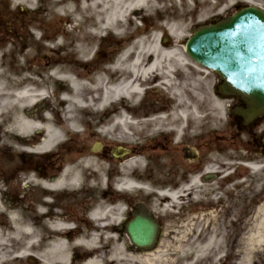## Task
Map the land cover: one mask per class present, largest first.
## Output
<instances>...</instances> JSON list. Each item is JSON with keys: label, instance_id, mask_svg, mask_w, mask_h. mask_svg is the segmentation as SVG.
<instances>
[{"label": "bare ground", "instance_id": "6f19581e", "mask_svg": "<svg viewBox=\"0 0 264 264\" xmlns=\"http://www.w3.org/2000/svg\"><path fill=\"white\" fill-rule=\"evenodd\" d=\"M22 1L34 5L33 0ZM157 1H162L164 4V0H51V5L57 15L66 19V24L74 25V28L78 27L79 22H86L87 19L93 20L94 24H91V26L97 27L96 30L91 32L95 37L102 38L105 37L102 34L103 30H111L114 31V34L120 35L122 31L119 29L122 25L135 22L136 15L133 12L136 9L146 7L148 10H153L158 6ZM251 1L257 5L256 2ZM228 3L231 5L230 2ZM38 4L41 8L44 7L43 0H39ZM87 25L90 26V24ZM158 25L167 26L172 36L178 34L177 29L179 26L173 21L168 22L161 19ZM135 44L136 50L134 47L129 48L119 57L116 66L105 69L108 79L99 76L93 86H89L85 82L88 72L82 74L75 69H69L65 75L59 74V69L51 72L50 76L53 80L49 79V84H58V89L54 94L57 106L48 105L47 110L44 109L37 114L26 115L25 112L40 102L49 101L51 95L46 88H42L38 92L26 88L17 89L14 92H1L0 114L1 112L10 113L11 127L16 132L20 143L19 149L35 156L39 153L51 152L56 148L57 143L64 139V134L57 125L58 123L53 120L51 115L53 111L60 116L63 112L64 117L70 118V129L73 133H77L81 130L76 114L84 112L88 118V116L97 114L100 110H106L107 107L114 105L113 126L101 131L103 135H111L113 129L116 131L119 128L125 131L130 128L132 126V115L140 118L137 124L138 126L143 125L141 132L152 135V133L158 131L157 126L165 124L164 120L166 118L155 116L156 111L153 110L158 108L146 110L139 106L141 109H136L140 105L139 96L145 92V88H163L165 91L169 89L172 94H175L178 110L170 115V119L177 117L182 120H168L167 124L174 125L177 128L178 137L184 129L183 125L186 118H191L193 125H197L199 123L196 114L197 105L192 101L190 105H187L183 94L185 79L182 82H177L174 79L175 77L170 76L178 66L182 70L185 69L186 58L184 55L176 47H170L166 41L160 40L159 34H153L149 39L142 37ZM80 49L82 52L81 57L86 64L91 60L88 54L89 50L83 45L80 46ZM131 52L134 54L133 58L130 56ZM115 74H117L116 80L112 78ZM193 81L196 82L195 79ZM63 82H67L66 89L62 86ZM209 97L210 104L215 102V105L220 104L221 106L222 102L225 101L217 93L209 95ZM193 100L195 101V99ZM46 104L49 103L47 102L44 105ZM44 105L42 104V106ZM58 106H62V109ZM107 114L108 111L105 112V115ZM124 139L128 140L127 138ZM97 143L100 144L99 149L74 157L75 163L65 166L58 177L49 180L45 175H42L40 181L42 204L51 202L49 197L53 192L79 187L81 183L86 182V180L83 181L85 179L84 175L89 176L87 183L90 185L97 186L99 184L101 186V195L95 201V211L92 217L95 219L98 217L103 218L101 224L97 227L102 241L99 243L96 235L92 233L95 229L92 225L85 226V233L90 236L89 240H79L77 244L84 245L90 250H93L96 246L98 247L97 251L108 246V252L105 257L100 254L93 256L86 264H164L159 256L165 252L166 247L172 244L178 247L180 255L178 261L181 264H194L205 257L208 252H212L219 247L223 235L216 231L215 225L218 222H214L215 219L209 221V226L204 230L206 233H199L197 228L206 219L204 217H188L186 223L182 225L185 231L173 233L174 236L170 239L165 236L155 249L144 250L140 254H130L124 248L123 239L121 241L114 233L118 227H124L125 225V221L120 217V214L124 211L122 202L119 199L123 195L113 196L110 194V189L106 187L104 167L109 160L107 155L101 152L104 148L103 144L101 142ZM137 152L142 153L141 151ZM143 161L144 158L142 157L134 161L136 166L139 167L138 170L142 167ZM134 162L129 159L126 163L120 165L125 175L132 172ZM133 186L134 184L129 183L128 188L132 189ZM192 186H197L200 191H203L202 188L200 189L202 185L197 182H193ZM173 196L178 202L177 195ZM156 197L154 207L158 211L165 213L173 211L174 205H164L163 203L168 200L167 196L156 195ZM176 202L173 203L176 204ZM205 210L206 208H202L200 211ZM8 215L7 221L0 220V264H68V252L71 251L72 246L71 237H69L70 226L62 223L59 218H46L43 230H46L50 236L42 245L44 250L38 253V218H45L44 210L40 208L37 213L31 214L27 208L23 212L17 208L9 211ZM39 226L41 228V224ZM256 231L257 236L255 237L264 239L260 229L258 228ZM246 245L247 240L242 245L241 254L244 256L241 264L248 263L249 255L253 251ZM219 255L220 252H217L213 257L218 259Z\"/></svg>", "mask_w": 264, "mask_h": 264}, {"label": "flooded vegetation", "instance_id": "af4514ba", "mask_svg": "<svg viewBox=\"0 0 264 264\" xmlns=\"http://www.w3.org/2000/svg\"><path fill=\"white\" fill-rule=\"evenodd\" d=\"M33 1L34 5L22 0H0V96L1 92H14L23 88V84L20 83V76L22 70L25 69L24 63L27 53L36 48L37 39L43 38V30L47 32L53 26L50 20H44L49 15H44L46 9L39 6V0ZM262 1L264 2V0ZM220 17H214L208 22L216 21ZM37 56L38 54L32 55L30 60L38 59ZM2 74L5 76L3 77ZM218 83L213 86L215 94H218ZM222 97L229 100L230 114L227 123L242 128L247 135L242 147V150L245 151V166H239L241 171H236L237 168L228 165L227 157L223 161L209 158L213 147L217 149L218 146V123L216 120H212L213 122L208 124V128L204 127L205 123L200 122L201 120L197 125H193L191 120H185L184 129L179 133L181 134L179 137L177 128L170 124L157 126L158 131L156 133L147 134L148 137L157 135L155 138L158 135H163L160 141L153 142L155 138H152L150 146L152 149L157 148L165 155H170L167 157L164 182L156 181L157 183H155L150 180L149 175L148 177L142 176L139 182L156 190H165L167 192L165 196L168 197V200L163 202L164 205H174L172 209L180 207V210L189 208L187 214L175 211L157 214L156 211H159L154 207L157 197L153 192H150L147 197H135L115 192L109 188L110 186L113 188V185H116L121 179V164L126 163L129 159L134 162L141 157L144 158V153H132L135 146H130L131 155L123 161L112 159L117 161L119 168V173L113 179L109 175H105L107 169L104 167L105 185L110 189V194L113 196L123 195L119 199L124 211L120 217L125 221V225L118 227L114 233L121 241L123 239L124 248L130 254H140L144 251L133 245L128 232V225L135 215L150 219L157 225V242L153 249L161 243L165 236L170 239L177 231H185L182 225L186 223L188 217H204L206 221L200 223L197 231L206 233L204 230L209 226V221L215 219L214 222H218L215 229L223 235L222 243L194 264L242 263L244 256L241 254L243 240L249 233L257 232L256 229H260V225H258L261 216L259 209L260 206L264 205V184L262 185L264 183V116L256 120L252 126H248L244 124L242 118L231 114V109L240 102L239 97L235 95ZM1 117L3 116H0V217L6 214L9 217L8 212L17 208L21 212L27 208L31 214L37 213L38 209L42 208L46 218H51L54 212L61 210L64 215L76 218V225L91 226L82 219V216L90 214V210L85 211L83 209L86 198H90V196L76 197L75 203H64L60 207L57 202L42 204L40 197L28 195L32 187L39 189L43 174L49 180L59 176L65 166L62 156L66 154V149L63 148L61 154L57 151V146L51 152L39 153L35 156L27 154L19 150L20 143L16 133L11 130L9 117H4L7 120H2ZM103 146L101 152H104L109 160L112 157L105 151V144ZM237 150H241V148ZM147 167L148 163L143 161L140 170H144L147 174ZM158 167L160 166L158 165ZM138 169L139 167L134 162L132 171ZM260 172L262 173L261 177L258 175ZM193 182L201 184L200 189L202 188L203 191H200L197 186H192ZM214 184L219 187L211 188V185ZM216 189H218L217 192L219 189L222 190L221 196L215 191ZM172 194L177 195L178 202L174 196H171ZM206 194L211 196L205 197ZM55 199L59 198L55 197ZM148 203L154 213L148 209ZM219 204H222L221 208ZM202 208H206V210L200 211ZM169 216H173L174 219L171 223L165 220ZM37 230L39 232V226ZM72 231L78 234L83 231V228L77 226ZM125 237L127 239H124ZM230 243H232L233 252L238 256L235 261L233 255H228ZM175 251H178L175 244L165 248L167 255ZM217 252H220V255L218 259H215L213 255ZM162 257L163 259L174 258L170 255H163ZM179 259L180 255H177L176 262L181 264ZM261 264H264V261Z\"/></svg>", "mask_w": 264, "mask_h": 264}, {"label": "rangeland", "instance_id": "374dc122", "mask_svg": "<svg viewBox=\"0 0 264 264\" xmlns=\"http://www.w3.org/2000/svg\"><path fill=\"white\" fill-rule=\"evenodd\" d=\"M255 1L264 6V2L262 0ZM228 2H230L231 5H229ZM43 5V9H46L44 15H49L44 18V20H50L53 26L50 28L51 30H48L47 32L43 30V38L39 40L37 39L36 48L28 51L24 63L25 69L22 70V74L20 76V83L23 84L24 88L36 92L42 90L41 88H46L51 97L49 101L40 102L35 107L29 108L25 112L26 115L37 114L42 112L44 109L47 110L48 105H53V107L57 106L56 97L54 94L57 91L58 86L54 83L49 84V79L53 80L50 75L54 70L59 69V74L63 75L67 74L69 69H75L77 72L82 74L88 72V74H86L87 80L85 82H87V85L93 86V84L97 81V77L99 76L103 78L106 77L108 79V76L105 74V69L116 66L119 57L129 48L134 47L136 50L135 43L140 40V38L146 37L149 39L153 34H159L160 40L166 38L167 45L170 47H176L186 58V65L184 67L185 69L182 70L178 66V68L173 70L170 76L175 77L174 79L177 82H182V80L185 79L183 94L187 101V105H190L191 101L196 103V114L198 116L197 120H201L200 122L205 123L204 127L208 128V124H211L213 122L212 120H216L218 123V146L217 149L213 147V151L209 154V158H215L217 161H223L225 157H227L226 161L228 165H231L230 159L234 157L232 159V164L233 166L237 165L236 167H238L236 161L238 158H244L245 151L242 150V147L247 135L242 128L237 127L232 123H227V119L230 114L228 112L229 100L223 101L221 106L220 104L215 105V102L210 104L209 95L213 94L214 84L219 82L218 76L216 73L205 69L203 66L199 65L188 56L185 51V41L194 28L200 24L204 23L205 21H209L214 17L223 16L227 13H233L238 9V7L244 5V3H241L240 0H164V4L162 1H157L158 6L155 4L156 7L153 10H148L146 7L136 9L135 12H133V14L136 15L135 22L133 24L131 22L130 24H125L124 26L122 25L119 29L122 31L120 35L114 34V31L111 30H103L102 34H104L105 37L102 38L95 37L91 32L96 30L97 27L91 26V24H94L93 20L87 19L86 22H79L78 27L74 28V25L69 23L66 24L67 20L57 15L55 9L51 5V0H43ZM162 5L163 7H161ZM161 19L168 22L173 21L178 24V34L176 36H172L167 26H159L158 24ZM87 24H90V26ZM91 27L93 28L91 29ZM166 35L168 37H165ZM81 45L85 46V48H88V54L91 57V60L86 64L81 57ZM35 54H38V59L30 60L32 55ZM133 55V52H131V58H133ZM192 68H194L193 70H196L193 71ZM2 76L4 77L5 75L2 74ZM25 77H27V79H25ZM112 78L116 80L117 74L112 76ZM193 79H195L196 82L193 81ZM62 86L66 89L67 82H63ZM144 90L145 92L139 96L140 99L137 98L140 100V105H138L136 109L140 110L141 108H145L148 110L149 108H158L153 110L156 111L155 116H164V118H166V120H164L165 124H167L168 120H182L177 117H171L172 119H170V115L178 110V106L175 94H172L169 89L165 91L163 88H145ZM193 99H195V101ZM47 102L49 104L44 105ZM42 104L44 105L43 110H41ZM37 107L39 109L35 110ZM60 107L62 109V106H58V108ZM114 107V105L107 107L106 110H100L99 113L88 116V118L84 112L76 114L78 118L77 122H79V129L81 130L77 133H73L72 131L69 132L66 129L67 124H70V118L64 117L63 112H61L62 115L60 116L59 114H56L55 111H53L51 114L53 120L58 123V126L62 129L63 133H66L65 138L67 139L64 141V143L58 144L57 151H59L61 154V150L63 148H69L67 153L62 156L63 163L74 164V157L91 152V146L98 141L105 144V151L108 155H111L110 153L112 152V148L117 144L128 145L131 147L135 146L132 153L134 154L137 151H141L145 155L144 162L148 163L147 174L144 170H136L135 174L147 177L149 175L150 180L154 181L155 183L164 182V173L167 168V157L170 154L165 155L160 150H157V148L152 149L150 143L153 140L152 138H155L157 135L154 137H148L147 133L141 132L143 125L138 126L137 124L140 118L132 115V126L130 128L125 131H122L119 128L116 129V131L113 129L111 130V135H103L101 131H105V129L111 128L113 126L114 120L112 116L115 113ZM106 111H108L107 115H105ZM2 116V120H7L5 119L6 117L4 115ZM185 120H191V118H186ZM232 136L234 138L233 140ZM162 137L163 135H158V137L155 138L153 142L157 140L160 141ZM124 138H127L128 140ZM240 148L241 150H237ZM158 165L160 167H158ZM105 167L107 169L105 175H109L111 179H113V177L119 173L117 161L112 160V158H109V161ZM238 170L241 171V167H238L236 171ZM258 175L261 177L262 173L260 172ZM83 177L85 178L83 181L86 180V182L81 183L79 187L69 188L65 192H53L49 197L51 202H57L58 205L62 207L64 203H75L76 197L83 198L90 196V198H86L85 204L83 205V209L85 211L90 210V208L94 206L95 201L101 195V186L99 184L97 186L90 185L87 183L89 176L84 175ZM263 184L264 183H262V185ZM216 187L219 186H217V184L211 185V188L213 189ZM109 188L116 190L111 186ZM215 191L217 192L218 189ZM217 193H219V196H221L222 190L219 189V192ZM28 195H34L36 198H41V187L39 186V189L32 187ZM131 196L147 197L149 196V193H145L144 191H134ZM207 196L210 197L211 195L206 194L205 197ZM55 197H58L59 199H55ZM148 206V209L154 213L149 203ZM191 206L193 207L194 205ZM219 206L221 208L222 204H219ZM189 210V208L180 210V207L173 209V211L181 214H187ZM259 211L261 217L260 221H258L259 224H257L260 225L261 234L264 236V205L260 206ZM156 213L161 214L162 212L156 211ZM54 218H59V220L63 223H68L70 219H74L76 222V218L64 215L61 210L54 212L52 217L49 219ZM0 219L7 221V214L3 217H0ZM82 219L86 220V215L82 216ZM44 220H46V217L44 219L38 218V223L39 225L41 224V228L38 225V236L41 239L39 242L38 253L44 250L42 245H44L46 240H48L47 237L50 236L46 230H43V227H45ZM165 220L171 223L174 219L173 216H169L166 217ZM83 225L85 226L86 224H78L77 226H79V228H83L84 230L86 228ZM255 236H257V232L249 233L247 237L244 238L245 242L247 240L246 246L253 250L249 255V261L247 264H261L264 261V239H260ZM69 237H71L70 242L72 246L71 251L68 252V264H86L88 257L94 255L97 256V254L105 257L108 252V246L101 249L102 251H97L98 247L96 246L93 248V250H90L84 245H78L77 241L79 239L82 241L89 240L88 233L84 232L82 235H79L75 232H72ZM97 239L98 242L101 243V237H97ZM124 239L127 238L125 237ZM228 249V255H233V260H237L236 257L238 256H236V253L232 250V243H230ZM163 255H170L174 258L163 259ZM169 255L164 252L159 256V258L162 259L161 261L164 262V264H167L169 260L170 264H179L176 262V256L179 255V251L170 252Z\"/></svg>", "mask_w": 264, "mask_h": 264}, {"label": "water", "instance_id": "95a60500", "mask_svg": "<svg viewBox=\"0 0 264 264\" xmlns=\"http://www.w3.org/2000/svg\"><path fill=\"white\" fill-rule=\"evenodd\" d=\"M186 49L194 60L219 74L223 80L220 92L241 97L245 105L234 112L246 123L264 115L263 9L250 5L198 27ZM127 153L129 149L123 146L113 149V156ZM157 229L152 220L138 215L128 225L131 240L139 247L151 246Z\"/></svg>", "mask_w": 264, "mask_h": 264}]
</instances>
